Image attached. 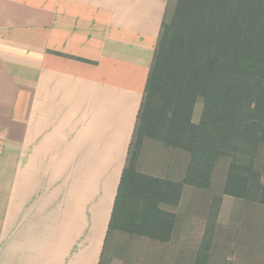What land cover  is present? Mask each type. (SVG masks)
I'll use <instances>...</instances> for the list:
<instances>
[{"label":"crops","instance_id":"1","mask_svg":"<svg viewBox=\"0 0 264 264\" xmlns=\"http://www.w3.org/2000/svg\"><path fill=\"white\" fill-rule=\"evenodd\" d=\"M167 2L0 0V264H100Z\"/></svg>","mask_w":264,"mask_h":264},{"label":"trees","instance_id":"2","mask_svg":"<svg viewBox=\"0 0 264 264\" xmlns=\"http://www.w3.org/2000/svg\"><path fill=\"white\" fill-rule=\"evenodd\" d=\"M145 141L184 156L179 181L138 171ZM221 163L223 195L264 204V0H168L100 264L115 233L169 243L176 216L165 207L176 208L185 187L210 192ZM220 202L191 264L211 261Z\"/></svg>","mask_w":264,"mask_h":264},{"label":"rangeland","instance_id":"3","mask_svg":"<svg viewBox=\"0 0 264 264\" xmlns=\"http://www.w3.org/2000/svg\"><path fill=\"white\" fill-rule=\"evenodd\" d=\"M201 110L202 103L197 101L192 122H198ZM155 145L151 143L141 153L139 171L179 181L185 166L184 156ZM225 170L226 164L218 165L210 192L185 187L178 206L165 207L176 216L169 243L115 233L103 264H191L210 217V204L217 198L221 202L209 264H264V204L244 203L223 195Z\"/></svg>","mask_w":264,"mask_h":264}]
</instances>
